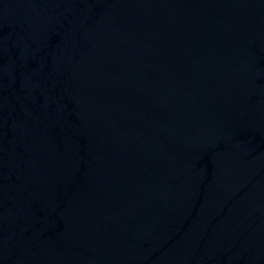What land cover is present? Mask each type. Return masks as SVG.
I'll list each match as a JSON object with an SVG mask.
<instances>
[{"label": "water", "instance_id": "water-1", "mask_svg": "<svg viewBox=\"0 0 264 264\" xmlns=\"http://www.w3.org/2000/svg\"><path fill=\"white\" fill-rule=\"evenodd\" d=\"M0 264H264V0H0Z\"/></svg>", "mask_w": 264, "mask_h": 264}]
</instances>
